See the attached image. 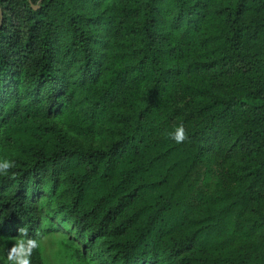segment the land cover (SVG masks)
I'll return each instance as SVG.
<instances>
[{
    "label": "trees",
    "instance_id": "1",
    "mask_svg": "<svg viewBox=\"0 0 264 264\" xmlns=\"http://www.w3.org/2000/svg\"><path fill=\"white\" fill-rule=\"evenodd\" d=\"M4 159L0 264H264V0H0Z\"/></svg>",
    "mask_w": 264,
    "mask_h": 264
},
{
    "label": "clouds",
    "instance_id": "2",
    "mask_svg": "<svg viewBox=\"0 0 264 264\" xmlns=\"http://www.w3.org/2000/svg\"><path fill=\"white\" fill-rule=\"evenodd\" d=\"M168 138L175 143L180 144L188 139L186 130L183 124L177 125L173 131L168 133ZM15 167V163L11 160H0V175H9L11 169ZM14 173L12 176L14 177ZM19 235L14 238L15 242L10 248L6 249L7 264H31V257L34 251L38 250L43 236L38 240L33 236L28 235V230L25 227L18 229ZM39 236L40 233H37Z\"/></svg>",
    "mask_w": 264,
    "mask_h": 264
},
{
    "label": "rangeland",
    "instance_id": "3",
    "mask_svg": "<svg viewBox=\"0 0 264 264\" xmlns=\"http://www.w3.org/2000/svg\"><path fill=\"white\" fill-rule=\"evenodd\" d=\"M58 235H51L45 238L44 240V252L52 257V255L54 254L56 248H57V239H58Z\"/></svg>",
    "mask_w": 264,
    "mask_h": 264
},
{
    "label": "water",
    "instance_id": "4",
    "mask_svg": "<svg viewBox=\"0 0 264 264\" xmlns=\"http://www.w3.org/2000/svg\"><path fill=\"white\" fill-rule=\"evenodd\" d=\"M33 8H35V6Z\"/></svg>",
    "mask_w": 264,
    "mask_h": 264
}]
</instances>
